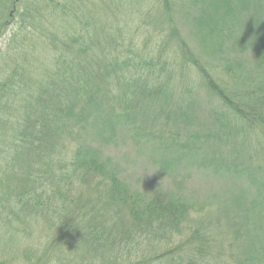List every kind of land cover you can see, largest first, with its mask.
I'll return each mask as SVG.
<instances>
[{
    "label": "trees",
    "instance_id": "obj_1",
    "mask_svg": "<svg viewBox=\"0 0 264 264\" xmlns=\"http://www.w3.org/2000/svg\"><path fill=\"white\" fill-rule=\"evenodd\" d=\"M88 1L0 0V242L23 234L32 237L36 225L39 242L33 245L40 248L36 253L24 249L26 264H60L56 260L62 249L83 252L79 263L69 264H254L237 258L223 261L215 241L198 230L186 236L182 213L175 208L185 207L182 203L173 201L162 211L116 175L98 180L109 183L105 192L90 185V177H82L90 176L82 168L97 158L81 148L66 149L64 138L84 110L98 108L105 123L155 105L153 98L167 95L159 94L158 86L153 91L152 82H160L156 70L168 73L164 65L170 58L166 50L155 56L146 48L155 56L147 60L142 46L119 27L120 41L113 36L107 43L117 42L122 51H105L100 37L107 31L113 35L114 22L92 13L100 7L86 6ZM120 1L124 8L131 0ZM170 1L151 0L162 13L160 27L175 28ZM251 3L257 12L264 8V0H192L200 11L195 27L207 30L204 34L214 43L240 30L251 37L246 45L258 56L264 50V22L248 17ZM120 10L109 8L107 14L117 17ZM233 42L242 48V40ZM103 49L99 56L97 50ZM141 63L150 70L147 76ZM202 73L204 87L221 100V131L228 130L231 117L250 124L264 118L258 116L264 109L261 100L238 105L232 90ZM80 181L89 184L85 192ZM16 257L0 244V264H23Z\"/></svg>",
    "mask_w": 264,
    "mask_h": 264
},
{
    "label": "rangeland",
    "instance_id": "obj_2",
    "mask_svg": "<svg viewBox=\"0 0 264 264\" xmlns=\"http://www.w3.org/2000/svg\"><path fill=\"white\" fill-rule=\"evenodd\" d=\"M98 1L89 0L86 6L93 3L100 7L92 13L109 24L113 21L111 29L116 28L113 35L106 32L107 39L100 37L107 45L105 51H122L117 42L107 43L113 36L120 41L119 27L121 33L132 35L142 46L147 60L162 55L164 50L170 53L164 65L168 73L156 70L161 79L158 85L152 82L153 91L158 86L159 94L162 91L167 97L153 98L155 105H144L136 114L105 123L98 108L85 109L64 138L66 149L81 148L84 154L97 158L82 168L90 176L82 177H90V185L105 192L109 183L98 180L103 175H116L131 192L155 202L162 211L169 210L173 201L180 202L185 207L175 208L182 213L186 236L194 230L207 235L217 244L220 258L228 263L237 258L264 264V118L250 124L230 116L228 130L221 131V100L204 87L201 76L204 70L221 87L232 90L238 105L250 106L261 100L264 106V50L258 56L248 50L245 41L252 39L240 30L216 43L210 41L204 34L207 30L203 33L195 27L194 18L200 11L195 10L192 0L170 1L173 11L169 18L175 28L160 27L157 19L161 21L162 13L151 0H131L124 3V8L120 0H108L105 5ZM136 7L140 11L134 12ZM109 8L122 10L115 17L107 14ZM247 14L264 22V8L257 12L251 3ZM158 31L162 33L159 38ZM235 39L242 40L241 49ZM150 45L154 47L149 49ZM97 51L99 56L104 54V49ZM141 65L147 76L150 70ZM150 69L153 71V66ZM157 115L162 116L158 122L153 120ZM258 116L264 117V109ZM79 185L85 192L89 184L80 181ZM32 232V237L23 234L0 244L12 250L15 257L22 253L16 258L26 264L22 261L24 249L29 247L36 253L40 248L33 245L39 242L36 225ZM82 258L81 250L62 249L56 262L79 263Z\"/></svg>",
    "mask_w": 264,
    "mask_h": 264
}]
</instances>
